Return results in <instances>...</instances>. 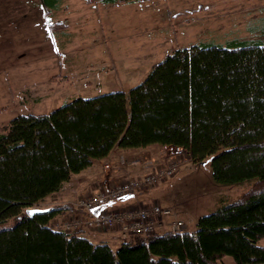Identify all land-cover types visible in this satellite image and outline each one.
<instances>
[{
  "label": "trees",
  "instance_id": "1",
  "mask_svg": "<svg viewBox=\"0 0 264 264\" xmlns=\"http://www.w3.org/2000/svg\"><path fill=\"white\" fill-rule=\"evenodd\" d=\"M164 146L210 161L221 185L250 188L200 217L194 232L131 236L117 250L55 227L63 207L27 214L115 149ZM263 239L264 42L179 48L128 92L79 97L0 130V264H264Z\"/></svg>",
  "mask_w": 264,
  "mask_h": 264
},
{
  "label": "rangeland",
  "instance_id": "2",
  "mask_svg": "<svg viewBox=\"0 0 264 264\" xmlns=\"http://www.w3.org/2000/svg\"><path fill=\"white\" fill-rule=\"evenodd\" d=\"M48 29L59 35L60 46L54 48L61 57L54 56L55 61L42 65L38 59L44 54ZM232 40L264 42V0H136L116 5L60 0L57 9L46 8L42 0H0V130L19 115L48 114L79 97L128 92L179 48L226 45ZM35 91L39 93L34 95ZM156 148L159 155L140 160L156 158L167 164L163 147ZM150 149L133 151L139 156ZM181 160L174 177L136 195L142 192L143 203L157 202L176 213L188 232L197 230L200 217L215 212L222 200L236 201L250 188V182L217 183L210 161L195 164L188 154ZM112 173L101 184L142 175L113 178ZM55 196L41 207L51 206ZM83 197H76L75 204ZM143 203L116 209L136 210L139 204L147 206ZM164 221L172 225L175 217L159 218V225L163 227ZM168 230L165 226L159 233ZM112 247L118 248L117 244ZM224 260L235 264L231 257Z\"/></svg>",
  "mask_w": 264,
  "mask_h": 264
},
{
  "label": "built area",
  "instance_id": "3",
  "mask_svg": "<svg viewBox=\"0 0 264 264\" xmlns=\"http://www.w3.org/2000/svg\"><path fill=\"white\" fill-rule=\"evenodd\" d=\"M167 164L161 163L156 158L134 161L132 164L142 168V175L128 176L123 182L112 184L111 180H104L98 190L78 201V207L83 209L88 219L74 218L60 223L57 227L67 232L84 231L107 232L118 227L121 239L127 240L131 236H140L148 239L157 232L161 224L159 218L173 215L175 221L171 225V231L176 233L186 232V224L177 220V215L171 210H164L158 204L143 206L139 204L136 210L112 209L104 210L107 206L136 196L142 189L155 187L174 177L182 164V158L188 152L177 146H164ZM189 155V154H188ZM110 167L109 165L106 168Z\"/></svg>",
  "mask_w": 264,
  "mask_h": 264
},
{
  "label": "crops",
  "instance_id": "4",
  "mask_svg": "<svg viewBox=\"0 0 264 264\" xmlns=\"http://www.w3.org/2000/svg\"><path fill=\"white\" fill-rule=\"evenodd\" d=\"M46 33L49 37L47 41H45V51L44 54L42 55L41 59H38L41 61L42 65H46V63H52L55 61L53 58L54 56L56 57H61V53L57 54L55 52V49L60 46L59 41H58V34L53 33L50 29L46 30ZM56 47V48H54ZM54 48V52L51 53V49ZM48 51V55H46V52ZM53 54V55H52ZM44 57V58H43ZM37 60V61H38ZM50 76H52L50 74ZM39 83H36V88L38 89ZM39 91H35L34 95H37ZM36 101V100H35ZM33 114V113H30ZM36 115V114H35ZM41 115V114H40ZM159 149L152 148L147 152L141 153L139 156V152H134V151H123L120 149H115L112 154L106 158L105 160H100V161H95L94 165L86 170L85 172L74 176L72 181L65 185L59 193L55 194V199L52 200V205L49 207H41L42 204L38 208L42 209H48L50 207H63L65 208L63 214L59 216L56 219L55 222V227H57L60 223H63L66 220L69 219H74L78 217H88L87 213L80 209L75 202L77 201L79 195H89L98 190L100 187L101 181L105 179L106 175L108 172H113L112 177L114 178L117 176L118 178H122L123 175L125 174H140L142 173V168L139 166H135L132 163L134 161L140 160L142 157L145 155L151 156V154H156L159 155L158 153ZM145 153V154H144ZM141 156V157H140ZM154 156V157H156ZM132 162V163H131ZM146 163V162H144ZM109 165L112 170H105V166ZM111 176V175H110ZM124 178V177H123ZM144 193H140L136 196H131L128 198H125L124 200H121L119 202L113 203L104 210H112L116 208H130L136 206L138 203H143L141 201V195ZM78 195V196H77ZM54 196V195H53ZM77 197V199H75ZM45 203V202H44ZM157 202H151L147 203L144 202L143 204H154ZM164 217H162L163 219ZM165 225L162 227H158L157 233H159L160 230H162L165 226L169 227V230L171 229V223L164 221L163 222ZM168 230V231H169ZM186 232H188L186 230ZM82 235L86 236L89 240H91L95 244H101V243H106L110 245L111 247L115 244H117L118 248L120 245L124 242V240L121 239V233L120 229L118 227L113 228L110 231L107 232H94V231H84L81 233ZM160 234V233H159ZM260 245L264 247V240L260 242ZM113 248V247H112ZM117 248V249H118ZM114 249V250H117ZM223 264H226L225 260L223 261Z\"/></svg>",
  "mask_w": 264,
  "mask_h": 264
},
{
  "label": "water",
  "instance_id": "5",
  "mask_svg": "<svg viewBox=\"0 0 264 264\" xmlns=\"http://www.w3.org/2000/svg\"><path fill=\"white\" fill-rule=\"evenodd\" d=\"M207 162L201 163L202 165H206ZM51 212L50 209H42V208H31L27 210V214L29 216L37 215V214H47Z\"/></svg>",
  "mask_w": 264,
  "mask_h": 264
}]
</instances>
